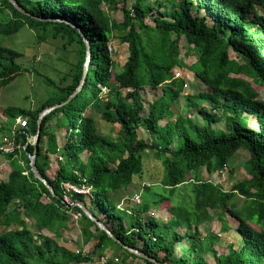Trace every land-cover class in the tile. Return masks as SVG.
<instances>
[{
	"label": "trees",
	"instance_id": "1",
	"mask_svg": "<svg viewBox=\"0 0 264 264\" xmlns=\"http://www.w3.org/2000/svg\"><path fill=\"white\" fill-rule=\"evenodd\" d=\"M14 1L26 14L8 0H0V40L27 27L38 30L39 43L60 38L64 41L60 48H76L73 62L64 59L68 69L59 83L46 80L53 88L52 96L38 110L0 111L13 122L18 118L30 120L29 133L18 126L13 134V127L8 128L6 123L0 128V133L11 132L12 137H8L21 147L8 154L0 151V159L10 168L6 181L0 182V264L91 263L93 258L60 245L54 238L35 239L24 220L33 221L38 232L59 233L66 229L69 215L63 210L64 183L90 188L88 200V195L78 194H74V200L98 219L92 211L96 204L121 242H115L76 206L75 211L81 212L87 224L99 233L93 256L112 244L130 257L138 258L123 245L156 261L141 258L145 264H209L204 256L209 251L217 256V242L230 251L217 264H264V100L252 85L264 86V0H122L121 24L110 16L117 9V0ZM203 9L205 14L200 16ZM84 37L91 58L85 84L76 94L88 56ZM114 40L126 44L129 53L117 73L110 53ZM181 41L198 54L196 63L188 69L207 88L198 99L209 101L212 111L192 97L186 98L184 108L197 110L205 125L196 123L188 115L190 111L181 115L180 101L187 85L185 70L181 77L175 76L181 70ZM231 52L239 58V64L231 58ZM19 56L0 45V89L29 71L17 64ZM232 72L243 78L232 77ZM147 87L162 88L163 94L147 104L145 118L142 91ZM56 105L61 106L41 123L36 154V168L53 188L54 196L31 170L30 156L35 150L27 136L37 134L40 113ZM101 106L105 110L101 118L120 126L115 139L102 134L93 115L86 114ZM218 111L223 115L219 116ZM245 113L257 121L258 129L245 124ZM58 114L68 123L61 124L67 130L62 148L54 144L50 149L61 156L59 175L52 179L48 175L50 157L42 151L41 142L47 134L46 125ZM174 116L177 120L173 122ZM223 118L230 121L227 131L212 127ZM140 129L148 133L147 139L138 137ZM53 141L56 143L54 137ZM241 149L249 154L246 169L250 178L225 190L205 177L204 173L225 171ZM84 153L88 154L85 161L80 157ZM148 155L162 168L158 182L170 196L181 187L192 192L190 201L178 205L167 222L143 216L152 205L120 207L117 200V194L136 185V179L143 181L150 164ZM210 209L222 211L238 222L235 231L239 239L222 243L212 233L203 240L188 238L190 246L178 259L176 245L186 240L179 230L190 232L195 217ZM85 232L83 228V235ZM160 253L164 254L162 258Z\"/></svg>",
	"mask_w": 264,
	"mask_h": 264
},
{
	"label": "rangeland",
	"instance_id": "2",
	"mask_svg": "<svg viewBox=\"0 0 264 264\" xmlns=\"http://www.w3.org/2000/svg\"><path fill=\"white\" fill-rule=\"evenodd\" d=\"M121 1L122 0H117V9L110 13L111 18L117 24H121L124 21V13L122 11L123 4ZM204 14L205 9L199 12L200 16H203ZM208 21H210V19H208ZM40 33L42 34V31ZM37 35L38 30L25 27L18 34L8 38H2L0 40V45L2 47L13 50L20 55L16 60L17 64H19L23 69L29 70L23 72L10 84L0 89V111L6 108H19L27 111L38 110L47 101V99L52 96L53 88L46 84V80L51 78L56 84L59 83L60 78L63 77L64 73L68 69V64L64 62V59H66L68 62L74 61L76 48L75 45L70 47L68 46L67 49H62L60 47L63 45L64 41L60 38L59 40L49 39L45 42L39 43L37 40ZM110 53L114 62V73H117L122 69L127 61L129 54L128 46L126 44H120L114 40L110 43ZM197 57L198 54L196 50L192 46L187 47L184 41H181V70L176 71L175 76L181 77L183 74L182 71L184 70L187 73V85L180 101V108H182L181 111H183V114L181 115H187L188 111H190L191 113H188V115H190L196 123L205 125L206 121L199 116L197 110L191 111V109L188 110L184 108L186 98L192 97L199 103L200 106L207 107L210 111H212L209 101L198 99V96L201 93L208 91L207 88L204 87L198 80H196L193 73L189 72L188 69L189 66H192V64L196 63ZM231 58L237 60V62L239 60L234 52H231ZM52 60L56 62V66ZM50 61L53 63V67L50 65ZM231 76L243 78L242 75H237L235 72H232ZM252 85L254 89L260 94V98L264 100V86L255 83H252ZM104 92L107 93L108 90L104 89ZM162 94V88L154 90L147 87L144 91H142L143 99L146 102L145 110L142 112L143 117L146 118L148 115L147 104L159 99ZM104 111V108L101 106L99 110H96L95 112L93 111V113L91 110H87L86 114L93 115L97 122L98 130L102 134L109 135L115 139L120 134V126L118 124H109L105 122L101 118ZM1 114L2 112L0 113V128L5 126L6 122ZM217 114L220 116L223 115V112L218 111ZM244 117L246 119L245 124H247L252 129H258V123L252 116H249V114L245 113ZM171 119L173 122L177 120L175 116ZM7 120V127L11 128L14 122L11 118ZM29 122L30 120L26 119V123H28L26 132L28 133L30 132ZM62 123L67 124L68 122L66 121L65 117H63L61 114H58L55 119L51 120L46 125L47 134L43 135L41 142L42 151H47L50 157V170L48 171V175L52 179H55L59 175V162H61V156L59 152L54 154L50 149L54 144L56 145L57 149L62 148L65 143L66 129L61 127ZM229 123L230 121L228 118H223L221 122L213 124L212 127L227 131ZM164 124L165 121L161 122V125ZM9 134V131L0 133V144H2L5 139H7L6 136ZM53 137L56 139V143L53 141ZM138 137L147 139L148 133L145 130L140 129ZM28 141L34 142V136L29 135ZM87 155V153H84L81 154L80 157L83 161H85ZM146 158L149 160L150 164L145 168L146 172L144 175L145 180L143 179L144 182L136 179V185H132L127 190L122 191V193H118L117 200L119 199L120 207H125L128 205L132 206L136 204L141 206L147 204L152 205L150 210L144 213L143 216L146 217L150 215L161 222H167L172 219V214L178 205L190 201L189 197L192 195V192L189 188L181 189V187L174 196H170L168 190L165 189L164 186H161L158 182V179H161L162 177V168L156 164L152 155H148ZM248 159V152L244 149H241L236 153L226 170L221 174L215 173L212 175H206V173H203L205 177L209 178L216 184H220L225 190H230L235 184L246 178H250L246 169ZM20 163H22V161H20ZM9 170L10 168L7 162L3 161V159H0V182L6 181ZM89 191L90 190H88V194ZM88 198L89 195L86 199L88 200ZM158 200L162 201L161 204L156 207L155 202ZM44 201L49 202V200L46 198ZM78 206L83 207V205ZM87 207L91 209L89 204H87ZM11 209H14V205L11 206ZM63 210L67 212L66 207H64ZM92 211L109 230L112 228L105 216L100 215V210L96 204ZM206 211V213L195 217L194 223L192 224L193 228L190 232L185 233L183 229L179 230L180 233L185 234L186 240L176 245L175 251L176 257L178 259L183 254V250L188 249L190 246L188 238H197L199 240H203L206 238L207 233H212L216 235L219 240H222V243H224L227 239H239L235 231L238 226V222L234 218L224 214L222 211L220 212L211 209ZM67 214L69 215L67 228L59 230V233H52L47 230L38 232L33 221L26 219L24 220L28 225L32 237L38 240L44 239L45 237L54 238L57 240V242H59L60 245L75 252H82L86 257L90 256L93 258V262L91 261V263L88 264H145L141 258L130 257L127 253H125L124 250H120L112 244L106 247L104 251H100L99 254L93 256L92 252L98 244L97 238L99 233L94 227H90L87 224L83 216L81 219H76L74 217L75 214L68 212ZM209 216H211V219ZM22 218H24V216ZM83 228L86 229L85 235L82 233ZM2 230L3 227L0 226V233L3 232ZM56 234L60 235L56 236ZM214 249L217 253V256L214 255L213 251H209L204 256L209 264L223 262L225 255L230 253L226 247H223V245L218 244L217 242L214 244ZM160 255L162 258L164 254L160 253ZM100 256L103 257V259ZM166 264L172 263L167 261Z\"/></svg>",
	"mask_w": 264,
	"mask_h": 264
},
{
	"label": "water",
	"instance_id": "3",
	"mask_svg": "<svg viewBox=\"0 0 264 264\" xmlns=\"http://www.w3.org/2000/svg\"><path fill=\"white\" fill-rule=\"evenodd\" d=\"M10 3H12L19 11H21L22 13L26 14V12L24 10H22L20 7H18V5L16 4V2L14 0H8ZM83 35V33H82ZM85 39V42L87 43V46H88V57L91 58V51H90V48H89V44L87 42V39L84 37ZM83 82L81 83L80 85V88L79 90L76 92V94L81 91L82 89V85ZM69 101H67L66 103H68ZM61 105H56V106H53V107H50V108H47L45 110H43L40 115H39V119H38V131H37V134L34 136V142H33V146H34V155L30 156V161H31V164H30V167H31V170L34 174V176L39 180L41 181L46 187L47 189L55 196L54 194V191H53V188L51 187V185L47 182V180L45 178H43V176L38 172L37 168H36V154H37V151H38V145H39V140H40V127H41V122L42 120L55 108L57 107H60ZM82 208V211L85 213V215L90 218L96 225L99 229L105 231L115 242L117 243H120L119 240H117L114 235L112 234V232L99 220L97 219L95 216H93L85 207H81ZM124 249L128 250L130 253H133L134 255H136L138 258H144V259H149V260H152L153 262L156 263L155 260L153 259H150L148 256H146L145 254H143L142 252L138 251V250H135V249H132V248H129L128 246H125L123 245Z\"/></svg>",
	"mask_w": 264,
	"mask_h": 264
},
{
	"label": "built area",
	"instance_id": "4",
	"mask_svg": "<svg viewBox=\"0 0 264 264\" xmlns=\"http://www.w3.org/2000/svg\"><path fill=\"white\" fill-rule=\"evenodd\" d=\"M16 123L21 124L22 127H27L28 124L26 123V121L22 120V119H17ZM26 133V132H24ZM14 134V131H13ZM27 136V140H28ZM21 148L20 146H18L13 140L10 139H6L4 141V143L0 146V151L8 154V153H12L15 151V149H19ZM62 189H63V197H62V202L64 205H66V209L68 213L71 214H75L74 217L76 219H81L82 218V213L81 212H77L75 211V207L78 206V203L74 200V194H78V195H87L88 194V190H90V188L87 187H77L74 185H71L69 183H64L62 185ZM90 192V191H89ZM76 253H79V251H76ZM82 253V252H81ZM84 255V253H82ZM103 259V257H101Z\"/></svg>",
	"mask_w": 264,
	"mask_h": 264
},
{
	"label": "clouds",
	"instance_id": "5",
	"mask_svg": "<svg viewBox=\"0 0 264 264\" xmlns=\"http://www.w3.org/2000/svg\"><path fill=\"white\" fill-rule=\"evenodd\" d=\"M87 42H88V40H87ZM88 44H89V42H88ZM89 63H90V57H88L87 56V59H86V61H84V68H83V80H82V82H83V86H84V84H85V81H86V77H87V74H88V70H89ZM83 86H82V88H83ZM78 90H79V88H78ZM77 90V91H78ZM76 91V92H77ZM79 93V92H78ZM2 116V115H1ZM4 119H5V121L7 122V119H6V117H4V116H2ZM19 119V118H18ZM20 119H22V118H20ZM17 120V119H16ZM16 120L14 121V123H13V130L12 131H14V129H16L18 126L22 129V128H24L25 129V132H26V129H27V127L25 128V127H22L21 126V124H18V123H16ZM22 120H24V119H22ZM24 121H26V119L24 120ZM5 122V123H6ZM28 124V123H27ZM66 132H67V130H66ZM27 133V132H26ZM31 135V134H30ZM10 137H12V133L10 132V135H9ZM10 137H8V136H6V138L7 139H10V140H13V138H10ZM6 140V139H5ZM4 140V141H5ZM4 141H3V143H4ZM27 142L28 143H30V144H33V142H29L28 140H27ZM2 143V144H3ZM1 144V145H2ZM78 203V205H82V204H80L79 202H77ZM84 207V206H83Z\"/></svg>",
	"mask_w": 264,
	"mask_h": 264
},
{
	"label": "crops",
	"instance_id": "6",
	"mask_svg": "<svg viewBox=\"0 0 264 264\" xmlns=\"http://www.w3.org/2000/svg\"><path fill=\"white\" fill-rule=\"evenodd\" d=\"M8 164V163H7Z\"/></svg>",
	"mask_w": 264,
	"mask_h": 264
}]
</instances>
